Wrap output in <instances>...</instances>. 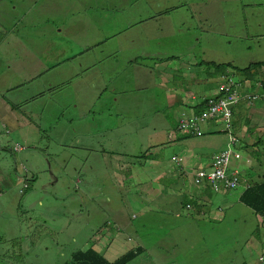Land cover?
<instances>
[{
	"label": "rangeland",
	"instance_id": "obj_1",
	"mask_svg": "<svg viewBox=\"0 0 264 264\" xmlns=\"http://www.w3.org/2000/svg\"><path fill=\"white\" fill-rule=\"evenodd\" d=\"M186 4L210 7L211 16L188 11L173 17L172 6ZM160 18L167 21L157 23ZM173 48L180 59L166 58ZM258 62L264 63V0H0V93L8 102L40 94L15 110L34 123L36 136L0 123V264H64L91 246L106 258L103 249L116 245L111 251L117 258H106L114 263L139 241L148 249L161 244L171 254L186 251L187 264H264V245L250 250L242 244L236 255L241 262L230 258L227 231H239V241L259 238L242 205L244 222L232 220L239 209L225 222L164 213L170 235L157 240L135 234L140 223L145 229L137 219L144 199L134 211L123 204L146 178V194L153 197L150 187L194 182L192 161L200 156L186 158L182 151L209 136L179 128L182 104L192 109L190 117L201 97L210 96L206 85H217L224 72L215 64L227 67L236 83ZM204 77L209 83L200 84ZM75 86L81 91L77 109L66 99ZM224 122L219 116V125ZM256 134L243 144L256 145L254 159L264 160V133ZM219 139L226 144L227 137ZM143 155L151 159L138 162ZM108 197L110 202L100 201ZM120 210L128 214L127 231L118 229ZM180 219L185 227L177 226ZM157 224L164 221L156 219L155 229Z\"/></svg>",
	"mask_w": 264,
	"mask_h": 264
},
{
	"label": "crops",
	"instance_id": "obj_2",
	"mask_svg": "<svg viewBox=\"0 0 264 264\" xmlns=\"http://www.w3.org/2000/svg\"><path fill=\"white\" fill-rule=\"evenodd\" d=\"M202 11L206 12L205 14L207 17L211 16L210 7ZM114 52L115 50H113L112 53ZM132 66H134V64L128 66V69H131ZM261 86L262 84H260L257 88H255L252 91V93L248 89H245V88H244V91L251 95L261 96V94L264 92V90L260 89ZM78 88L79 87L75 86L70 89L71 95L69 99L74 104H75V96H76V92ZM180 105H177V106H180ZM182 107L184 110H182V114H181L179 122L187 119L188 118L187 114L192 110V109L186 110L188 108H186V106L184 107L183 104H182ZM1 108H0V118L3 117L2 120H0V123H2L1 126H3L6 130H11L13 133H20L26 137L36 136V128L34 127V123L32 121L28 123L25 122L23 120V117L21 118L16 115L15 110H13L12 108L11 110H7L5 105H3V107ZM11 119H13L12 122H10ZM213 124L217 127L219 126L222 127V125L215 124V123ZM247 131L248 133L250 131H253V132L256 131L257 133H264V99L263 100L257 99L256 102L255 101L254 102H243L239 104V107L237 108L236 112L235 113L233 112L232 130L230 131V133L236 138L241 140L242 136L248 134ZM171 134L173 133H170V135ZM220 136L227 137L226 135H223V134H216L215 136H209L206 139L194 140L197 142L204 140L203 142H198L192 146L191 145L185 146V148L182 151V155H185L186 158L189 156V154H191V152L194 153L195 157H196V153L197 155L200 156V160H198L197 158L193 159L192 166H196V167L195 168L191 167V173L199 169L200 167H206L207 165L211 164L214 158L220 152L226 149L228 140H226V144L221 143V140L219 139ZM170 138L173 140L174 134ZM209 142L211 143V146L207 147ZM17 144L18 143H16L15 145ZM247 151L249 152H246L247 153L246 155H244V152L238 151L239 153H237L236 156L234 157L231 167L239 168L243 174H246V175L247 173L251 174V175H247V177L253 180V179L258 178L261 174H264V173L255 172L257 166H252V159H251L252 156L249 153L251 151H255V149L254 150L249 149ZM173 156H176L179 159V155L175 154ZM126 162L127 160H124L125 165H126ZM174 175L178 176L177 173H175ZM146 179L140 180L135 183L134 185L135 190L131 193L132 200L127 201V199L125 198L123 200V204H126L129 202L130 203L129 205H132L131 208L134 211L135 206L138 203L142 202L139 200H141L142 198L144 199L143 200L144 206L142 208H139L141 211V215H139L137 219H140L142 221L143 227L145 229L141 228V223H140L139 226L135 229V234H139V232H142V233L147 232L148 236H151L150 238L157 239V240L161 238L160 236L161 234L170 235V231H168L165 228L164 213L170 216L181 218V219H183V217L186 218L187 216H190V219L194 220L196 217L202 216L204 220H207V217L213 214L215 206H218L219 208V206L221 205L220 206L221 213H218V214L222 215V217L221 215L219 216L220 218H222V222H225L228 219L229 215L232 213H235L238 209L239 210L237 212V215L235 217H232V220L238 222V219L240 218L239 212L240 210H242V206L240 203V192L244 188L241 191L240 189L236 190L239 193H234V191H229V192L225 191L224 193H214L215 195L213 199H214L215 205L212 207L211 210H209L206 207V205L210 204L211 202V197H210V192H209L208 187L207 188L197 187L190 180L188 181L189 184L186 187L184 182L180 180H176L172 182L162 183V185L158 189H153V187H150V189L153 190L155 194L153 197L151 196V192L148 193L149 195L146 194L147 192L146 188L148 187V185L145 182ZM152 181H153V177L150 178L147 183H152ZM169 189L171 190V192H169ZM175 189H179V191ZM184 190H185V194L182 196L181 194H183ZM191 190L192 192L195 191V194L192 195ZM165 197L166 199H164ZM103 200L106 202H110L109 197L100 199V201H103ZM172 204H176V210H173ZM181 206L183 207L181 208ZM188 210L194 211L195 214H190ZM176 211H180V213L174 215ZM117 213L119 217L123 220V222H120V221L118 222V229L120 231L129 230V224L127 223L129 221V217L127 216L128 214L126 215V213L123 210H120V212L117 211ZM185 213H187L186 216H185ZM213 218L215 219L216 215ZM254 218L255 219H253L249 215V220L251 221V224L256 225L257 227V232L259 235L258 239L256 238L255 240H251V238L249 237L254 235V234H251L247 238L243 239L242 241H239L238 239L239 231H234L232 229L227 231V232H230L229 234L230 241L232 240V244H231L232 254H230V258H232L233 260L240 261V259L236 255H237L239 246H241L242 244H245V248L249 247L250 250H252L254 246L259 247V246L264 245V221H263L264 219H262L259 216L258 217L254 216ZM156 219L163 220L164 226L157 224L156 225L157 227L155 229L153 222H155ZM181 219L177 226L185 227L186 222L181 221ZM197 220L204 221L202 219H197ZM241 220L244 222L243 219ZM139 243L140 244L138 245L139 247L137 249L142 248L143 252L129 264H187V262H189V256L186 251H178V253L171 254L168 248L167 247L163 248L161 244H157L156 249H148L143 246L144 244L142 241H139ZM115 246L116 245H113L111 248L109 246H106L104 248L105 250L103 249L102 254H104V256L110 260L116 259L117 258L116 254H114L111 251V249L114 248ZM225 253L228 254L227 248H226ZM261 262L264 263V257L261 258Z\"/></svg>",
	"mask_w": 264,
	"mask_h": 264
},
{
	"label": "trees",
	"instance_id": "obj_3",
	"mask_svg": "<svg viewBox=\"0 0 264 264\" xmlns=\"http://www.w3.org/2000/svg\"><path fill=\"white\" fill-rule=\"evenodd\" d=\"M186 7H192L191 4H186ZM19 55L16 54V57H18ZM24 59H29V56H25L23 55ZM8 60V58H7ZM121 65H123V67L125 66L123 63H120ZM97 65V64H96ZM264 63L263 62H258V63H254L250 66L253 67L254 71L252 74L249 73V71L247 69H245L243 72L244 75V80L242 81V85L245 89H248L251 93L252 91L257 88L260 84H262V86L260 87L261 90H264ZM199 65H197L196 67H198ZM214 68H218V69H222L224 72H221L220 74V81L223 82L225 81L226 76H224L226 74V72L228 71V68L225 66H219L217 64H215ZM261 68L260 71H262V73H256V71H258L257 69ZM238 71L240 72V70L238 68H234L232 69V71ZM231 73V72H229ZM241 73V72H240ZM223 74V75H222ZM200 84H204V83H209L206 79V77L204 78H198ZM219 82L217 85L211 83L210 85H206L209 89V91L211 92L210 96H202L201 97V102L198 103V105H196L194 107V112L195 113H200L205 107H206V103L209 99H213V98H217L220 96V83ZM53 90H55L56 88H53ZM48 90H50V88H48ZM84 91H86V89H84ZM80 89H77L76 92V96H75V109L78 108L77 106V99L81 97L80 95ZM39 95H36L35 97H28V98H24L21 95L18 96L17 100H9V102L5 99V96L0 93V107H3L4 103L5 104H9L13 107V110H18L21 107V104L24 103L26 100H32V101H38L39 100ZM71 92L66 95V99L68 100L70 98ZM44 96V95H43ZM199 97V96H198ZM4 100V101H3ZM6 100V101H5ZM257 100H255L256 102ZM246 102V101H243ZM241 102V103H243ZM72 103V102H71ZM71 103H68L69 105H71ZM240 103V104H241ZM239 107V104L235 105L233 112L235 113L237 108ZM242 113V112H240ZM242 116V115H240ZM3 117L0 118V120H2ZM80 124H84L82 120H79ZM178 126V125H177ZM179 128L181 129V122H179ZM217 129L216 128H211L208 130V135H210L211 132L215 131ZM248 133V131H247ZM256 131H250L247 135L242 136L241 140L237 139V142L233 145V148L239 152H249L247 150L249 149H256V145L252 144V142H244V140H248L251 139L254 134H256ZM259 134V133H257ZM256 134V135H257ZM259 142H263L262 139H258ZM253 143H256L253 140ZM248 146V147H246ZM246 149V150H244ZM173 154H179L178 152H173ZM252 157V159H254V157L256 156V150L255 151H251L249 153ZM161 158H165V155L163 153H161ZM151 157H148L146 155L143 156H139L137 158L138 162L141 163H145L147 160H150ZM255 160V159H254ZM257 168H261L264 167V160L263 157H261V159H256L255 160ZM181 166V165H179ZM210 166L207 165L206 167H200L201 170H206L208 169ZM256 168L255 172H258V169ZM167 171L171 170L170 167L167 169L165 168ZM174 169V167H173ZM178 169L176 168L175 171H177ZM234 170L238 171L237 177H238V183L236 186H234L233 188H227L225 186H221L219 188V191H216L214 189V185L209 184L206 181H203L199 187L202 188H209V192H210V197H211V202L210 204H207L206 207L207 209L211 210L212 207L215 205L214 203V193H224L225 191L229 192V191H236L240 189V203L243 207L247 208L249 211V215L253 218L255 217H261L262 219H264V174H261L258 178L256 179H251L249 177H247V175H251L249 173L243 174L242 171L239 168H234ZM256 174V173H255ZM253 175V174H252ZM257 175V174H256ZM236 177V178H237ZM182 178V177H181ZM186 179V178H184ZM124 200V199H123ZM242 207V209H244ZM218 213H221V207L214 209L213 214L209 215L208 218L210 219H214L213 217L216 215V219L219 222H222V218H220ZM253 214V215H252ZM222 217V215H221ZM264 221V220H263ZM143 252L142 248L139 249H135V250H131L129 252H127L125 255H123L122 257H120L118 260H116L114 263H110L106 258H104L101 253L97 250L94 249L92 246L90 248H87L86 250H78L76 252H74L70 258V262L64 263V264H129L131 263L133 260H135L141 253Z\"/></svg>",
	"mask_w": 264,
	"mask_h": 264
},
{
	"label": "built area",
	"instance_id": "obj_4",
	"mask_svg": "<svg viewBox=\"0 0 264 264\" xmlns=\"http://www.w3.org/2000/svg\"><path fill=\"white\" fill-rule=\"evenodd\" d=\"M242 86L239 82H234L232 78L227 79L220 85V96L217 98L209 99L206 103V107L200 112L195 113L185 120L181 121V129H189L196 134V136H203V126L208 124L209 121L215 124H219V116H223L225 122V130L229 134L228 147L225 151L217 155L210 168L206 170L199 169L194 175V182L199 186L203 181L214 185V189L219 191V188L223 185L227 188H233L238 183V171L231 167L234 157L236 156L233 145L237 142L235 136L230 134L232 130V118L233 109L235 105L240 104L243 101L254 102L260 99L261 96L251 95L249 93L244 94L242 92ZM174 161H178V158L174 156ZM237 177V178H236Z\"/></svg>",
	"mask_w": 264,
	"mask_h": 264
},
{
	"label": "clouds",
	"instance_id": "obj_5",
	"mask_svg": "<svg viewBox=\"0 0 264 264\" xmlns=\"http://www.w3.org/2000/svg\"><path fill=\"white\" fill-rule=\"evenodd\" d=\"M207 8H209V7H195V6H192V7H186L185 5H173L172 6V12H175L174 14H173V17H175L176 15H178L179 13H181V12H190V11H194V12H197V11H202V10H205V9H207ZM165 20V18H160L159 20H157V22H159V23H161L162 21H164ZM165 21H167V20H165ZM173 56H172V58L170 59L169 58V55H167V52H165L164 54H165V56H166V58L167 59H169V60H176V59H180V57H177L176 56V49L175 48H173ZM223 75V74H222ZM224 76H226V77H228V78H226L225 79V81L227 80V79H229V78H232V74L231 73H228V72H226V74L224 75ZM225 81H223V82H221L219 85H221L222 83H224ZM240 84H241V86H242V92L244 93V94H247L245 91H244V87H243V85H242V82H239ZM263 100L264 99V92L261 94V98H260V100ZM194 112V111H193ZM217 126H215L212 122H210L209 121V123L208 124H205L204 126H203V129H204V134H203V136H201L202 138L203 137H205V135H208V130L209 129H211V128H216ZM216 134H223V135H226L227 136V147H228V142H229V134H228V132H227V130H225V126H224V124H222V127L221 126H219V127H217V129L215 130V131H213V132H211L210 133V135H208V136H215ZM231 134V133H230ZM232 135V134H231ZM171 137V136H170ZM198 138H201L200 136H197ZM227 147H226V149H227ZM225 149V150H226ZM224 150V151H225ZM223 152V151H222ZM222 152H220V153H222ZM239 153L237 150H235V153ZM219 153V154H220ZM218 154V155H219ZM174 156H172V158H173ZM178 158V157H177ZM174 161V160H173ZM178 161H179V159H178ZM178 161H175V162H178ZM209 168H210V166H209ZM200 169V168H199ZM199 169H197V170H195L194 172H192V176H193V180H194V175H195V173L199 170ZM22 176H24V175H22ZM194 183V185L195 186H197L196 184H195V182H193ZM197 187H199V186H197ZM100 253H101V251H99Z\"/></svg>",
	"mask_w": 264,
	"mask_h": 264
}]
</instances>
